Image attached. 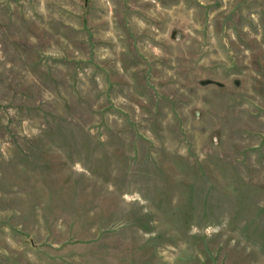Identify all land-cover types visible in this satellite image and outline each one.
<instances>
[{
  "label": "rangeland",
  "instance_id": "obj_1",
  "mask_svg": "<svg viewBox=\"0 0 264 264\" xmlns=\"http://www.w3.org/2000/svg\"><path fill=\"white\" fill-rule=\"evenodd\" d=\"M0 264H264V0H0Z\"/></svg>",
  "mask_w": 264,
  "mask_h": 264
}]
</instances>
